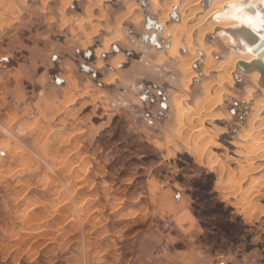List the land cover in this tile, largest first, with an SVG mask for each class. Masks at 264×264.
<instances>
[{
    "label": "rangeland",
    "instance_id": "rangeland-1",
    "mask_svg": "<svg viewBox=\"0 0 264 264\" xmlns=\"http://www.w3.org/2000/svg\"><path fill=\"white\" fill-rule=\"evenodd\" d=\"M152 4L31 0L14 22V0H0V264H148L160 227L148 207L172 185L219 233L218 247L242 239L264 254V139L255 144L251 130L264 131V107L253 119L263 88L239 66L232 84L225 67L204 74L200 58L184 86L170 38L147 26L161 13ZM178 13L172 6L167 27ZM203 39L215 64L229 59L222 38ZM178 53L190 56L185 46ZM17 68L25 95L12 92ZM66 72L77 81L63 82ZM218 79L221 100L208 107Z\"/></svg>",
    "mask_w": 264,
    "mask_h": 264
},
{
    "label": "bare ground",
    "instance_id": "bare-ground-1",
    "mask_svg": "<svg viewBox=\"0 0 264 264\" xmlns=\"http://www.w3.org/2000/svg\"><path fill=\"white\" fill-rule=\"evenodd\" d=\"M151 1L153 3V10L161 11L160 15L156 17V23L159 27L158 35H160V38H167V36L170 38L168 39L171 48L170 52L175 58L178 57V67L183 74L184 86L188 85L190 77L195 76L196 72L191 69V66L193 62L200 58L199 60L203 63L202 71L204 74H207L211 70H219L225 67L224 69L227 71V78L225 80L229 84H232L233 77L231 71L234 69V66H239L248 72L254 79V82L262 86L264 91V45L262 47L259 45L260 43L264 44V0H185L181 5V0H167L161 3L162 5L159 4V0ZM199 4H201L203 8H199ZM174 5L178 6L179 19L172 23L170 27H167L165 22L170 9ZM130 10L131 6L127 7L126 10L118 16L119 22L120 18H124L130 13ZM196 15L199 16L198 20L193 21L191 24L187 23L188 20H192ZM206 20L207 25L203 26ZM207 31L222 38L231 48L229 59L221 60L219 63L215 64V60L211 54L212 46L207 45V42L206 44L203 42V35ZM180 32H184L183 35H185L184 45H182L179 39L180 37H178ZM193 32H196L195 37H193ZM151 38L152 40H156L153 36ZM194 39L196 40V44L193 43ZM110 41V38L105 40L106 47ZM181 46H185L186 50L189 52V57L179 55L178 49L179 47L181 48ZM197 50L200 51V53H198ZM100 51L101 50L98 49L97 53ZM199 54L201 57H199ZM158 58L161 59L164 58V56L160 55ZM117 61L118 60H114L113 64L115 65ZM222 81L221 79L218 81V87L215 89L216 93L214 96L212 98H205V103H208V107L209 105L219 103L221 100V92L223 90ZM203 86L204 90L208 93L210 90V83H208V81L207 83L204 82ZM248 92H251V90L248 89ZM256 104L258 111L253 113V119L259 116V109L264 107V95L262 98L257 99ZM213 106L214 105H212V107ZM197 110L199 109L197 108ZM198 115L199 114H197V116ZM261 116L262 115L258 118ZM251 130L252 132H256L255 144L261 143L264 139L262 124ZM202 131L203 130L199 127L194 129V132L198 133L199 136H203ZM197 155L200 157L201 153L198 152Z\"/></svg>",
    "mask_w": 264,
    "mask_h": 264
},
{
    "label": "crops",
    "instance_id": "crops-1",
    "mask_svg": "<svg viewBox=\"0 0 264 264\" xmlns=\"http://www.w3.org/2000/svg\"><path fill=\"white\" fill-rule=\"evenodd\" d=\"M30 1L14 0L16 7L13 8V14L17 16L14 22H18L26 14ZM11 73L8 75L16 77L12 78L15 82L13 84L15 91L12 92L25 95L26 91L19 84L22 70L17 68ZM34 75H29V81H44L48 77L47 72L41 73L40 76ZM60 79L63 82L67 80L70 84L77 81L74 74L70 72L60 76ZM63 82L59 80L58 83L51 84L45 92H56L57 87H61ZM158 191L160 194L156 195V205L148 207V215L158 219L159 222L165 217L171 220L173 225V231L170 234L171 247L169 251L160 254L150 252L146 257L148 264H264V254H260L259 250L254 247L245 250L242 239L233 245L226 238H221V242L225 241L224 247H218L219 233L201 225L190 206L187 195L181 188L174 185L163 186ZM159 237L160 227H156L154 246L157 245Z\"/></svg>",
    "mask_w": 264,
    "mask_h": 264
},
{
    "label": "built area",
    "instance_id": "built-area-1",
    "mask_svg": "<svg viewBox=\"0 0 264 264\" xmlns=\"http://www.w3.org/2000/svg\"><path fill=\"white\" fill-rule=\"evenodd\" d=\"M160 230V239L154 251L156 254L170 250V234L173 231V225L169 218L165 217L160 220Z\"/></svg>",
    "mask_w": 264,
    "mask_h": 264
},
{
    "label": "water",
    "instance_id": "water-1",
    "mask_svg": "<svg viewBox=\"0 0 264 264\" xmlns=\"http://www.w3.org/2000/svg\"><path fill=\"white\" fill-rule=\"evenodd\" d=\"M171 15H172L173 17L175 16L174 13H172ZM149 24H153L152 26H154L155 28H159L157 23H154V22H152L150 19H147V26H148ZM145 36H146V35H145ZM151 36H153V34H152ZM146 37H148V36H146ZM151 40H152V39H151ZM153 42H154L155 44H157L156 41L153 40ZM259 45H260V47H262L264 44H261V43H260ZM259 45H258V46H259ZM260 47H259V49H260Z\"/></svg>",
    "mask_w": 264,
    "mask_h": 264
},
{
    "label": "flooded vegetation",
    "instance_id": "flooded-vegetation-1",
    "mask_svg": "<svg viewBox=\"0 0 264 264\" xmlns=\"http://www.w3.org/2000/svg\"><path fill=\"white\" fill-rule=\"evenodd\" d=\"M149 37V36H148ZM150 37H152V36H150Z\"/></svg>",
    "mask_w": 264,
    "mask_h": 264
}]
</instances>
